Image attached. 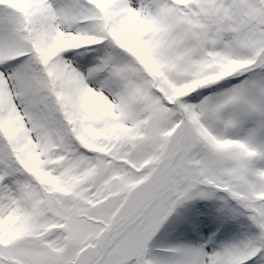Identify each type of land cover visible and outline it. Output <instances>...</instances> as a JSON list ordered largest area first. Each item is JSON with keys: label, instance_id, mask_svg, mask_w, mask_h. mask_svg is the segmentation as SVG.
Listing matches in <instances>:
<instances>
[{"label": "snow or ice", "instance_id": "6c2138e0", "mask_svg": "<svg viewBox=\"0 0 264 264\" xmlns=\"http://www.w3.org/2000/svg\"><path fill=\"white\" fill-rule=\"evenodd\" d=\"M0 264H264V0H0Z\"/></svg>", "mask_w": 264, "mask_h": 264}]
</instances>
